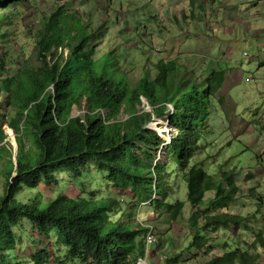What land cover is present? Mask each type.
Returning a JSON list of instances; mask_svg holds the SVG:
<instances>
[{
  "label": "trees",
  "instance_id": "1",
  "mask_svg": "<svg viewBox=\"0 0 264 264\" xmlns=\"http://www.w3.org/2000/svg\"><path fill=\"white\" fill-rule=\"evenodd\" d=\"M19 1L0 0L1 39L6 38L1 26L10 19L5 10ZM49 14L35 36L39 65L28 58L24 67L11 71L0 59V96L8 98L2 103L3 112L0 106V158L9 156L3 172L7 180L0 194V257L4 259L6 250L14 248V228L25 218L34 223L31 234L35 229L42 238H49L56 231L69 249V258L76 260L69 263L59 259L60 264H131L132 259L143 255L146 228L133 222L119 198L66 194V201L43 206L41 184L57 183L58 171L76 177L93 162L107 171L116 185L130 186L139 200L165 207L170 217L177 219L185 202L166 200L167 166L155 163L153 152L165 141L148 128L155 118L168 121L177 131L165 150L184 172L191 205L205 206V194L214 191V198L223 194L226 201L212 200L211 205L217 210L227 209V197L237 195L233 172L221 173L231 182L226 187L202 165L192 163L202 139L204 112L210 109L214 97L224 102V96L218 94L226 81V70L214 69L202 81H195L181 75L185 67L176 59H160L152 67L154 75L145 68L139 79H134L133 73L128 75L122 69L126 63L120 58L114 59L112 54L94 57L98 46L94 40L100 28L95 29L96 21L90 16L64 4L55 6ZM3 52L7 56V51ZM75 109L82 112L75 114ZM4 126L16 135V151L5 143L8 134ZM27 140L30 149H26ZM26 188L29 201L17 196ZM242 217L224 210L206 214L204 222L219 229L238 224ZM206 243V239L194 236L191 245L202 249ZM257 244L264 249L261 232ZM49 252L47 246L41 248L38 255L34 254L35 264H42ZM204 264L263 263L258 254L237 248Z\"/></svg>",
  "mask_w": 264,
  "mask_h": 264
},
{
  "label": "rangeland",
  "instance_id": "2",
  "mask_svg": "<svg viewBox=\"0 0 264 264\" xmlns=\"http://www.w3.org/2000/svg\"><path fill=\"white\" fill-rule=\"evenodd\" d=\"M59 4L76 8L95 20L94 27L100 30L94 40L98 43L94 57L112 54L113 58H120L126 63L122 69L128 75L133 73L134 79H139L145 68L154 75L152 67L160 59H176L185 67L181 75L195 81H202L214 69L226 70L229 82L218 94L224 96V102L214 97L212 106L204 112L206 121L202 139L192 163L202 165L207 173L226 187H230L231 182L221 173L232 171L237 195L235 198L227 197V209L217 210L211 205L212 200L226 201L223 194L214 198V191L205 194V206H192L188 201L184 172L165 150L177 131L168 121L160 120L158 124L150 123L148 128L165 141L153 152L155 163L162 162L167 166L164 174L166 200L185 202L177 219H172L165 207L139 200L130 186L116 185L109 179L108 172L97 168L93 162L83 167L76 177L67 171H58L55 174L57 183L43 182L42 205L66 201V194L75 196L79 193L91 199L119 198L139 227L143 228L147 222L155 223L158 233L149 254L152 264H204L216 255L237 248L258 254L264 264V249L260 244L255 245L257 234L261 232L264 235V34L254 35L256 23H237L235 33L215 31L210 41L200 26L196 33V23L206 17L203 18L199 10L193 13L191 6H185L179 0H21L13 2L5 10L10 19L1 26L6 35L5 39L0 38V59L4 68L15 71L24 67L28 58L30 63L39 65L35 59V36L42 27L41 23L49 17L50 10ZM252 23L253 28L248 31ZM258 26L264 27V22ZM6 99L4 95L0 96L2 112V103H6ZM144 105H148L146 100ZM81 112L74 110L75 114ZM10 114L13 115L11 108ZM4 130L8 134L5 143L8 142L9 147L16 151L14 131L8 126H4ZM25 145L26 149L32 147L28 140ZM6 158L9 156L0 158V194L7 180L3 175ZM29 193L26 188L17 196L29 201ZM154 197L160 198L158 195ZM224 210L241 215L243 219L238 224L219 229L205 225L206 214ZM33 224L25 218L20 226L14 228L16 243L14 248L6 250L4 259L0 257V264H35L34 254L38 255L44 246L50 252L44 255L42 264H60L59 259L76 262L69 258V249L56 231H52L49 238H42L35 229L34 235L30 233ZM194 236L207 240L202 249L191 245ZM131 264H136V261L132 259Z\"/></svg>",
  "mask_w": 264,
  "mask_h": 264
},
{
  "label": "crops",
  "instance_id": "3",
  "mask_svg": "<svg viewBox=\"0 0 264 264\" xmlns=\"http://www.w3.org/2000/svg\"><path fill=\"white\" fill-rule=\"evenodd\" d=\"M184 2V5L191 6V11H201V16L206 17L203 21L196 23L197 32L199 26L203 28L204 35L210 40L211 35L221 33H235L237 23L242 25L249 24L250 21L255 22V36L264 34V27L258 26L264 22V0H179ZM186 2V3H185ZM207 14L210 17L207 18ZM214 14L216 18H213ZM224 15V16H222ZM222 16V17H221ZM250 24L248 31L253 28L254 24ZM228 26H225V25ZM226 81L224 87L229 82V75L226 73ZM153 263V262H152Z\"/></svg>",
  "mask_w": 264,
  "mask_h": 264
},
{
  "label": "built area",
  "instance_id": "4",
  "mask_svg": "<svg viewBox=\"0 0 264 264\" xmlns=\"http://www.w3.org/2000/svg\"><path fill=\"white\" fill-rule=\"evenodd\" d=\"M149 108L147 111L150 110V106H146V108ZM161 119L155 118L152 122L153 124H158V121H160ZM167 133H169V131H165ZM170 135V134H169ZM144 227L146 228L145 231V252L143 255L139 256L136 260V264H151L149 261V254H150V250L152 249V246L155 244V242L157 241V233L158 231L156 230V225L154 222H147L146 225H144Z\"/></svg>",
  "mask_w": 264,
  "mask_h": 264
},
{
  "label": "clouds",
  "instance_id": "5",
  "mask_svg": "<svg viewBox=\"0 0 264 264\" xmlns=\"http://www.w3.org/2000/svg\"><path fill=\"white\" fill-rule=\"evenodd\" d=\"M147 106H149V105H147ZM146 108V107H145ZM163 121V120H162ZM153 248V247H152ZM149 261H150V259H149ZM151 263V262H150ZM152 264V263H151Z\"/></svg>",
  "mask_w": 264,
  "mask_h": 264
}]
</instances>
